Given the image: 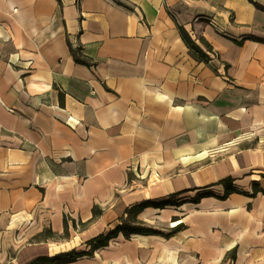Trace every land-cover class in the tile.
Segmentation results:
<instances>
[{"label":"crops","instance_id":"crops-1","mask_svg":"<svg viewBox=\"0 0 264 264\" xmlns=\"http://www.w3.org/2000/svg\"><path fill=\"white\" fill-rule=\"evenodd\" d=\"M123 224L61 264H264V0H0V264Z\"/></svg>","mask_w":264,"mask_h":264},{"label":"trees","instance_id":"trees-1","mask_svg":"<svg viewBox=\"0 0 264 264\" xmlns=\"http://www.w3.org/2000/svg\"><path fill=\"white\" fill-rule=\"evenodd\" d=\"M180 37L189 49L190 53L192 54L193 57H195L198 61L208 63L209 60L211 59L210 55H213V49L211 46L201 37L198 39V43L192 40L190 35L182 28L178 27ZM223 185L225 186V196L230 195L231 193H234L235 191L230 188V180H225L222 182ZM256 194V191L254 192ZM170 202V201H169ZM169 202L160 204L159 206H165ZM175 204V202H173ZM142 207H137L135 209V214H137ZM95 215L97 214L96 209L94 211ZM181 227H175L172 232H175L179 230ZM123 233V235L128 238L129 235L131 234H142V235H151L154 232L149 229L142 228L140 226L133 225L131 226L130 224H123L122 226L117 227L112 233L107 235L106 237H99L95 239L92 242L91 249L88 253L86 254H76V253H69V254H63V255H58L52 258H38L36 259L32 264H61V263H69L75 261L77 258H80L82 256H90L92 255L93 251L107 246L109 240L115 238L118 233ZM64 233L65 236H68V229H67V220L66 218L64 219Z\"/></svg>","mask_w":264,"mask_h":264},{"label":"rangeland","instance_id":"rangeland-1","mask_svg":"<svg viewBox=\"0 0 264 264\" xmlns=\"http://www.w3.org/2000/svg\"><path fill=\"white\" fill-rule=\"evenodd\" d=\"M255 145H257V141L255 140V138H251V139H249V140H247V141H245L244 143H242L241 145H240V147H246V146H255ZM42 237H49V235H47V234H44ZM41 237V238H42ZM37 239H39V238H37ZM59 251H62V248H59L58 250H57V252H59ZM60 253V252H59ZM79 264H94L92 261H83V262H81V263H79Z\"/></svg>","mask_w":264,"mask_h":264}]
</instances>
